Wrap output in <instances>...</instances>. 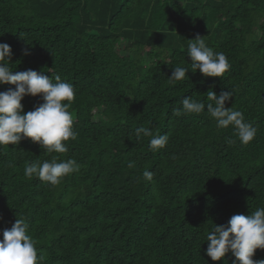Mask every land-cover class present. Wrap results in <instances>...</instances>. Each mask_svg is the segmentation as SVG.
<instances>
[{"label": "trees", "instance_id": "16d2710c", "mask_svg": "<svg viewBox=\"0 0 264 264\" xmlns=\"http://www.w3.org/2000/svg\"><path fill=\"white\" fill-rule=\"evenodd\" d=\"M197 36L230 69L218 78L188 68L170 82L173 68L191 65ZM0 43L14 73L73 85L78 134L65 154L30 139L0 146V240L23 218L40 264H232L231 253L206 256V236L264 208V0H0ZM209 90L232 93L225 107L257 128L253 141L218 129L206 108L174 115L185 96L208 103ZM42 102L25 96L23 112ZM142 126L168 134L166 146L151 151L152 137L135 135ZM52 156L80 170L55 187L24 176ZM252 258L264 260V249Z\"/></svg>", "mask_w": 264, "mask_h": 264}, {"label": "clouds", "instance_id": "9594fccd", "mask_svg": "<svg viewBox=\"0 0 264 264\" xmlns=\"http://www.w3.org/2000/svg\"><path fill=\"white\" fill-rule=\"evenodd\" d=\"M189 43L187 56L191 65L173 68L170 82L175 83L188 79L186 70L195 73L197 70L205 77L223 76L229 69L230 63L223 52H214L197 36ZM24 54H30L24 50ZM12 50L9 44L0 43V85H14L0 92V146L17 145L22 139H30L46 153L65 154L69 151L65 142L77 139L73 130V115L69 111L75 98L74 87L65 82L59 75L55 82L42 72L28 69L23 72H13L9 61ZM41 96L42 103L34 106L33 110L23 112L21 103L25 96ZM232 98L230 91L219 95L209 90L206 99L208 103L197 101L190 96L182 99V107L173 109L174 115H199L206 111L216 122L218 129L232 126L235 136L241 145H247L254 140L257 128L245 120L239 110L226 108L225 103ZM137 139L141 136L152 137L149 148L158 152L168 143V134H156L150 128L135 129ZM229 144L236 141L228 138ZM81 165L73 158L58 162L57 156L43 162L36 161L24 169V176L31 180L34 177L55 187L62 178L78 172ZM154 173L148 170L143 177L153 180ZM29 224L25 219H16L11 228L5 229L0 240V264H40L44 257L37 255L36 241L28 234ZM208 242L206 256L212 261H219L231 253L234 257L232 264H264V260H254L255 250L264 249V208H257L250 215L235 214L226 225L214 226L206 236Z\"/></svg>", "mask_w": 264, "mask_h": 264}]
</instances>
